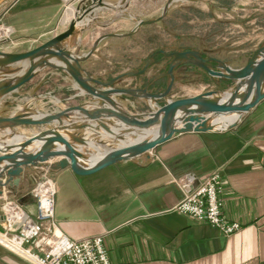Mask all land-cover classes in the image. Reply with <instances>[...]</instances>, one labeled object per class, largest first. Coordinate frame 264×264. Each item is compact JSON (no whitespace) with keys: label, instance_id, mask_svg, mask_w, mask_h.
Returning a JSON list of instances; mask_svg holds the SVG:
<instances>
[{"label":"crops","instance_id":"crops-1","mask_svg":"<svg viewBox=\"0 0 264 264\" xmlns=\"http://www.w3.org/2000/svg\"><path fill=\"white\" fill-rule=\"evenodd\" d=\"M81 1L1 0L0 22L10 29V35L0 36V50L24 51L64 31ZM104 2L110 4L114 0ZM115 14L117 10L98 12L94 16L96 24L82 33L80 42L66 47L84 53L83 47L93 32L96 36L91 42L113 25L116 27L110 32L121 33L120 14ZM102 21L108 22L107 25L103 26ZM89 61L83 67L90 72ZM52 76L71 84L80 93L68 74L46 67L16 91L0 98V113L10 115L19 111L13 105L15 95L36 81L30 88L33 94ZM218 79L215 88H221ZM84 102H91L88 107L94 106L92 98ZM77 104L80 102L74 103ZM37 108V105L33 107ZM43 128H17L19 135L12 138L9 129L0 128V146L32 136ZM77 134L86 138L100 136L88 130H78ZM97 144L93 142L86 149L77 146L87 152ZM36 170L27 169L17 186L5 187L0 206L7 198H17L23 209L34 216L36 202L29 191ZM214 171H219L223 178L222 213L240 224L229 235L173 210L184 196L176 182L178 177L192 173L200 182ZM53 172L58 186L55 218L59 228L72 239L102 234L111 264H264V98L227 130L177 133L157 145L148 157L122 160L89 175L76 174L69 167ZM2 219L0 210V230H3ZM0 264L28 263L0 244Z\"/></svg>","mask_w":264,"mask_h":264},{"label":"water","instance_id":"water-1","mask_svg":"<svg viewBox=\"0 0 264 264\" xmlns=\"http://www.w3.org/2000/svg\"><path fill=\"white\" fill-rule=\"evenodd\" d=\"M128 1L114 0L107 4L104 0H82L64 31L24 51L0 50V98L16 91L39 70L53 67L68 74L79 92L91 96L94 104L88 107L91 102H83L48 112H39L25 105L10 115L0 113V128L9 129L10 138L19 134L17 128L45 127L32 136L0 146V196L5 187L12 189L17 186L27 169L46 167L50 171H58L69 167L76 174L89 175L122 160L148 157L157 145L177 133L227 130L264 98V43L238 68L199 49L177 47L173 51L159 49L151 53L140 68L123 71L110 79L94 76L83 67V63L89 60L103 39L129 36L143 25L160 21L174 3V0H166L160 16L140 19L128 32L99 35L87 52L79 53L66 47L80 42L82 33L96 24L94 16L98 12L117 10L115 15H119ZM107 23L101 22L103 26ZM159 54L169 58L168 67L154 75L145 86H115L119 79L141 75L156 62ZM15 63L18 65L13 66ZM183 64L196 65L215 79L234 80L235 86L173 96L170 90L176 79V69ZM160 77L167 78L166 87L162 91L149 90ZM127 97L146 99L149 110L139 114L126 112L120 100ZM78 130H88L100 136L86 138L77 134ZM93 142L98 144L92 151L85 152L77 146L82 145L86 149ZM97 151L101 154L94 159Z\"/></svg>","mask_w":264,"mask_h":264},{"label":"rangeland","instance_id":"rangeland-1","mask_svg":"<svg viewBox=\"0 0 264 264\" xmlns=\"http://www.w3.org/2000/svg\"><path fill=\"white\" fill-rule=\"evenodd\" d=\"M165 1L129 0L120 14L119 31L121 33L130 31L140 19L160 16ZM113 26L108 32L113 31ZM5 28L7 27L0 22V29H3L1 35H4ZM95 36V32L90 35L88 43L83 47L84 52L88 51ZM262 43H264V0H180L169 7L160 21L143 25L129 36L107 37L98 44L88 64L91 73L105 80L123 71L140 68L144 60L159 49L173 51L181 47L199 49L206 55L238 68L249 60ZM156 59V62L141 75L119 79L115 86L122 88L145 86L154 75L164 72L168 67L169 58H163L159 54ZM218 80H221V89H232L235 86L234 80L224 78ZM35 82L28 83L23 91H20L21 94L15 95L17 96L13 103L15 109L22 110L21 105L29 101L27 105L31 108L37 105V109L40 110H58L57 108L61 109V106H71L75 102L83 103L91 98L87 94L78 93L71 84L57 76H52L48 82L41 83L32 94L30 88ZM217 82L219 81L202 68L183 64L176 69V79L170 94L193 95L208 89H216ZM166 84L167 78L160 77L150 85L149 90L162 91ZM56 90L59 94L54 92ZM60 97L62 99H59ZM120 101L123 109L130 114H139L150 108L148 101L143 98L127 97ZM6 200L18 201L17 198H7L2 201L1 206ZM0 210L2 212L1 208ZM13 254L31 264L22 256Z\"/></svg>","mask_w":264,"mask_h":264},{"label":"built area","instance_id":"built-area-1","mask_svg":"<svg viewBox=\"0 0 264 264\" xmlns=\"http://www.w3.org/2000/svg\"><path fill=\"white\" fill-rule=\"evenodd\" d=\"M3 33L7 36L10 29L5 28ZM33 178L29 193L35 198L36 214H28L16 200H6L1 206L3 231L0 234L8 244L0 243L31 264H111L102 234L72 239L59 228L55 218L58 186L54 172L38 167ZM176 182L184 196L173 210L215 226L225 235L240 228L239 222L228 220L222 213L223 178L219 171L200 182L194 174L187 173Z\"/></svg>","mask_w":264,"mask_h":264},{"label":"bare ground","instance_id":"bare-ground-1","mask_svg":"<svg viewBox=\"0 0 264 264\" xmlns=\"http://www.w3.org/2000/svg\"><path fill=\"white\" fill-rule=\"evenodd\" d=\"M176 1H178V0H174V2H176ZM1 34H2V30L0 29V36H1ZM122 124L124 125L125 123L123 122ZM100 154H101V151L96 153L95 155H93L94 159H96ZM0 241L5 243L6 245L8 244L6 239H5V237H4V235H2V234H0Z\"/></svg>","mask_w":264,"mask_h":264}]
</instances>
